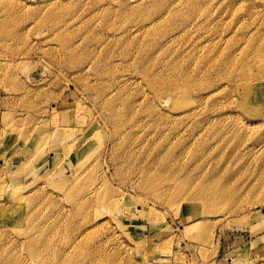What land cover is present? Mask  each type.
I'll list each match as a JSON object with an SVG mask.
<instances>
[{
    "label": "rangeland",
    "instance_id": "374dc122",
    "mask_svg": "<svg viewBox=\"0 0 264 264\" xmlns=\"http://www.w3.org/2000/svg\"><path fill=\"white\" fill-rule=\"evenodd\" d=\"M263 43L264 0H0V264H264Z\"/></svg>",
    "mask_w": 264,
    "mask_h": 264
},
{
    "label": "bare ground",
    "instance_id": "6f19581e",
    "mask_svg": "<svg viewBox=\"0 0 264 264\" xmlns=\"http://www.w3.org/2000/svg\"><path fill=\"white\" fill-rule=\"evenodd\" d=\"M263 47H264V43L263 44H261V46L258 48V50H259V54L261 55H259L260 57H262V58H264V51H262V49H263ZM258 56V57H259ZM257 57V56H256ZM254 59H256L257 60V58H254ZM255 61V60H254ZM255 64V63H254ZM246 65V64H245ZM261 66H262V64H260ZM243 67H244V65H243ZM244 69V68H243ZM257 71H260V70H258L257 69ZM246 72V71H245ZM262 72V71H261ZM246 74V73H245ZM240 76V75H239ZM242 76V75H241ZM243 77H245V75L243 76ZM241 78V77H240ZM240 78H239V80H240ZM244 80V79H243ZM242 80V81H243ZM263 80V79H262ZM241 83V82H240ZM152 84V83H151ZM169 84V83H168ZM172 85V84H171ZM153 86V85H152ZM179 87V86H178ZM168 88H170V84H169V87ZM173 88V87H172ZM246 88V87H245ZM165 89V88H164ZM174 89V88H173ZM167 90H169V89H167ZM178 90H179V88H178ZM171 91H172V89H171ZM244 92V91H243ZM181 104V102H179V105ZM180 114V113H179ZM183 115V114H182ZM184 116V115H183ZM186 116V115H185ZM180 117H182V116H180ZM148 172V171H147ZM149 175V174H148ZM144 177V176H143ZM151 177V176H150ZM145 179H147V178H145ZM151 178H149V180H150ZM148 180V179H147ZM151 181V180H150ZM208 183H209V181H208ZM207 183V184H208ZM206 184V183H205ZM98 187V186H97ZM204 187V186H203ZM200 188H202V187H200L199 186V188H197V190L198 191H200L201 189ZM100 189V188H99ZM196 189V188H195ZM209 189H211L210 187H209ZM197 190H196V193H197ZM203 191H204V188H203ZM95 192H97L96 190H95ZM192 192H195V190L193 189L192 191H191V193ZM211 192V191H210ZM89 193V192H88ZM92 193V192H91ZM94 193V192H93ZM100 193V191L97 193V194H99ZM177 193H180V192H177ZM177 193L175 194V196L177 195ZM183 193V192H182ZM205 193H206V190H205ZM205 193H202L201 194V191L199 192V194H201L202 196H203V194H205ZM208 193H209V190H208ZM213 193H215V192H213ZM217 193V192H216ZM95 194V193H94ZM185 194H187V193H185ZM207 194V193H206ZM92 195V194H91ZM183 196H185L184 194H182ZM188 195V194H187ZM195 195V194H194ZM200 195V196H201ZM213 195V194H212ZM218 196L220 195V194H217ZM257 195V194H256ZM255 195V196H256ZM93 196V195H92ZM96 196V195H95ZM183 196H182V198H183ZM190 196V195H189ZM193 196V195H192ZM207 196H208V194H207ZM206 196V197H207ZM210 196V195H209ZM218 196H216L217 198H218ZM255 196H254V198H255ZM85 197H87V195L85 196ZM98 197H100V194L98 195ZM103 197V200H105L108 196H107V194L105 193L103 196L101 195V198ZM181 197V196H180ZM204 197V196H203ZM211 197V196H210ZM216 197H215V199H213V200H216ZM223 197V196H222ZM89 198V197H88ZM92 198V197H91ZM96 198H97V196H96ZM177 198H179V197H177ZM200 198V197H199ZM213 198H214V195H213ZM264 198V197H263ZM262 197L261 198H259V196H258V198H255V200H252V202L253 201H259V202H264V199H263ZM93 199V198H92ZM99 199V198H98ZM176 199V198H175ZM181 199V198H180ZM186 199H188V198H186ZM190 199H192V198H190ZM203 199V198H202ZM212 199V198H211ZM219 199V198H218ZM184 200V199H183ZM194 200V202H195V199H193ZM198 200V199H197ZM196 200V201H197ZM208 200H209V198H208ZM179 200H177V202H178ZM187 201V200H186ZM192 201V200H191ZM201 201H205V199L204 200H201ZM210 201V200H209ZM219 201V200H218ZM218 201H216V203L218 202ZM188 202V201H187ZM215 202V201H214ZM95 203V202H94ZM103 203V202H102ZM101 203V204H102ZM179 203V202H178ZM213 203V201L211 202V204ZM100 204V205H101ZM100 205H99V207H100ZM176 206H179V205H176ZM215 205H212V207H214ZM206 207H207V205H206ZM180 208H182L184 211H186V212H191L190 210V207H188V206H182V207H180ZM216 208V207H215ZM203 209V208H202ZM214 209V208H213ZM180 210V209H179ZM206 210V209H205ZM205 210L203 209V214L205 213ZM208 210V209H207ZM209 211H212V210H209ZM198 223L199 222H194V223H192L191 225H188V226H182V230H186V229H188V228H194V227H196L197 225H198ZM28 239V238H27ZM29 240V239H28ZM31 241V240H30ZM45 264V263H44Z\"/></svg>",
    "mask_w": 264,
    "mask_h": 264
},
{
    "label": "crops",
    "instance_id": "0c3cea01",
    "mask_svg": "<svg viewBox=\"0 0 264 264\" xmlns=\"http://www.w3.org/2000/svg\"><path fill=\"white\" fill-rule=\"evenodd\" d=\"M22 161V158L19 160ZM22 163V162H21ZM20 164V163H19ZM18 164V165H19ZM216 262V264H232L234 262V259H225V261L221 260V259H215L214 260ZM228 261V262H227Z\"/></svg>",
    "mask_w": 264,
    "mask_h": 264
}]
</instances>
